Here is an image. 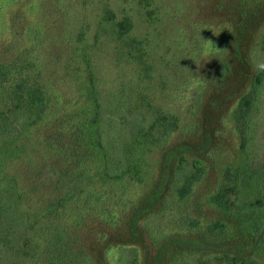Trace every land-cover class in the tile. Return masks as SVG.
Masks as SVG:
<instances>
[{"label":"rangeland","instance_id":"1","mask_svg":"<svg viewBox=\"0 0 264 264\" xmlns=\"http://www.w3.org/2000/svg\"><path fill=\"white\" fill-rule=\"evenodd\" d=\"M106 8L117 19L133 21L154 67L146 92L178 118L179 126L167 142L151 149L142 181L95 179L90 185L86 176L72 172L57 186L56 150L46 145L53 127L48 130V122L79 106L68 72L83 69L78 47L94 42ZM263 38L264 0H0V63L6 69L0 118L18 101L22 80L42 87L48 99L45 121L26 139L29 154L5 173L16 177L24 194L22 213L45 211L75 193L41 220L34 240L45 236L44 249L20 264L55 263L57 243L65 253L61 264H212L207 253L213 248L198 247L202 232L219 216L209 199L241 151L238 108L258 72L253 66L264 63ZM205 41L214 44L207 54ZM119 42L103 36L104 92L136 71L125 57L118 58ZM261 134L252 147L255 157L264 148V130ZM181 156L186 175L194 159L205 163L203 180L185 200L176 192ZM64 166L73 169L70 161ZM189 219H198L202 227L191 233Z\"/></svg>","mask_w":264,"mask_h":264},{"label":"trees","instance_id":"2","mask_svg":"<svg viewBox=\"0 0 264 264\" xmlns=\"http://www.w3.org/2000/svg\"><path fill=\"white\" fill-rule=\"evenodd\" d=\"M105 34L116 36L120 41L121 47L115 46L120 61L125 57L136 68L134 75L106 92L100 84L106 65L104 52L101 53ZM78 50L83 69L68 73H71L70 83L81 97L79 106L62 120L48 122V130L53 127L46 145L49 150H56L54 160L58 165L53 166L58 175L57 186L65 183L72 172L86 176L90 185L95 179L142 181L151 149L167 142L179 126L178 118L156 105L146 92L154 70L146 45L135 35L133 21L126 17L117 19L115 12L106 8L94 42H84ZM4 72L6 69L0 63V81ZM18 88L22 90L18 101L0 118V264H20L35 258L44 249L46 240L44 236L35 243L39 223L75 194L72 192L50 203L45 211L21 212L24 194L19 191L16 177L6 174L5 169L29 154L26 139L45 121L48 99L42 87L28 85L26 80ZM238 113L241 151L226 166L218 189L209 199L219 216L202 232L198 247V250L201 246L213 248L207 253L214 259L212 264H264V148L257 149L256 157L252 152L254 141L257 138L259 144L264 130V71L254 75L251 91L240 102ZM178 160L181 184L176 192L185 200L195 184L203 180L205 163L194 159L192 171L186 175L189 169L183 157ZM69 161L71 170L64 166ZM186 222L191 225V233L195 232L193 227L198 230L202 227L198 219ZM57 247L55 263L61 264L65 253L60 243Z\"/></svg>","mask_w":264,"mask_h":264},{"label":"clouds","instance_id":"3","mask_svg":"<svg viewBox=\"0 0 264 264\" xmlns=\"http://www.w3.org/2000/svg\"><path fill=\"white\" fill-rule=\"evenodd\" d=\"M215 34V33H214ZM216 35V34H215ZM206 42V49L205 54H207V46L208 45H214L211 41H205ZM218 49V48H217ZM219 50V49H218ZM221 51V50H220ZM224 51V50H223ZM254 70L256 71H264V63H259L253 66Z\"/></svg>","mask_w":264,"mask_h":264}]
</instances>
